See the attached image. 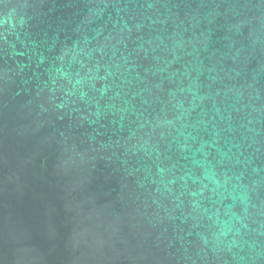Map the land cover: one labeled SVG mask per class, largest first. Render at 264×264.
I'll use <instances>...</instances> for the list:
<instances>
[{
  "label": "water",
  "instance_id": "obj_1",
  "mask_svg": "<svg viewBox=\"0 0 264 264\" xmlns=\"http://www.w3.org/2000/svg\"><path fill=\"white\" fill-rule=\"evenodd\" d=\"M0 264H264V0H0Z\"/></svg>",
  "mask_w": 264,
  "mask_h": 264
}]
</instances>
